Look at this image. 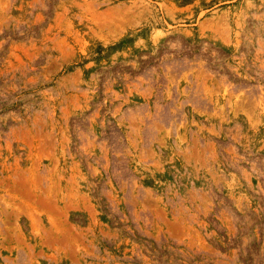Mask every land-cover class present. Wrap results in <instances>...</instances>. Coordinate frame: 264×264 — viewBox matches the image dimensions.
<instances>
[{
  "label": "rangeland",
  "instance_id": "obj_1",
  "mask_svg": "<svg viewBox=\"0 0 264 264\" xmlns=\"http://www.w3.org/2000/svg\"><path fill=\"white\" fill-rule=\"evenodd\" d=\"M0 264H264V0H0Z\"/></svg>",
  "mask_w": 264,
  "mask_h": 264
}]
</instances>
